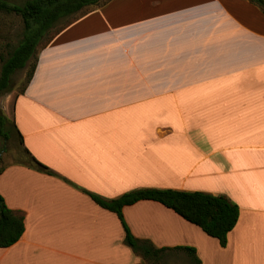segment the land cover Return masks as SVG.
Returning <instances> with one entry per match:
<instances>
[{
    "label": "crops",
    "instance_id": "obj_1",
    "mask_svg": "<svg viewBox=\"0 0 264 264\" xmlns=\"http://www.w3.org/2000/svg\"><path fill=\"white\" fill-rule=\"evenodd\" d=\"M28 163L0 195L25 216L0 264H264V12L249 0H110L41 48L23 94L5 96ZM11 107V111H10ZM8 112V113H7ZM144 189L204 192L238 205L226 247L154 201L124 208L149 259L96 204Z\"/></svg>",
    "mask_w": 264,
    "mask_h": 264
},
{
    "label": "trees",
    "instance_id": "obj_2",
    "mask_svg": "<svg viewBox=\"0 0 264 264\" xmlns=\"http://www.w3.org/2000/svg\"><path fill=\"white\" fill-rule=\"evenodd\" d=\"M108 1L110 0H27L20 6L9 3L7 0H0V18L3 14H15L23 23L18 43L7 44L8 51L0 54V96H6L15 90L14 78L20 71L27 72L25 83L19 93L25 92L33 79L39 52L53 36L47 39L46 37L58 25L62 24L55 34L83 15L82 12L87 8L101 7ZM249 1L259 6L264 12V0ZM14 133L22 144L23 139L15 122L0 111V135L5 140H11ZM26 165L38 172L54 175L34 158H30V162ZM4 169H0V175ZM90 196L100 207L118 216L126 233V244L146 259L153 254L160 255L166 250H154L134 237L124 218L123 210L127 206L146 200L158 202L184 220L201 228L208 236L218 239L222 247L227 246L228 235L234 230L240 217L238 205L227 197L204 192L144 189L127 193L116 200H105L93 194ZM25 229V216L9 209L0 195V248H9L18 243ZM187 250L193 255L194 264H200L196 251Z\"/></svg>",
    "mask_w": 264,
    "mask_h": 264
},
{
    "label": "rangeland",
    "instance_id": "obj_3",
    "mask_svg": "<svg viewBox=\"0 0 264 264\" xmlns=\"http://www.w3.org/2000/svg\"><path fill=\"white\" fill-rule=\"evenodd\" d=\"M9 3L14 5H24L27 0H7ZM95 7L87 8L82 12V14L92 10ZM81 15V14H80ZM62 24L58 25L55 30H53L47 37H52L55 32L60 28ZM23 30V23L19 16L15 14L2 15L0 18V54L6 53L8 51L7 44H17L21 38ZM1 68V67H0ZM26 71H20L14 78L15 91L19 92L22 85L26 80ZM4 100L5 96H0V111L6 114L4 111ZM10 107V111H11ZM8 113V112H7ZM11 140H5L3 136L0 135V169L13 164L29 163L30 158L22 149L19 139L16 133L12 135ZM157 263L153 262L151 264H189L186 261V257L182 253H171L168 255H160L157 258Z\"/></svg>",
    "mask_w": 264,
    "mask_h": 264
}]
</instances>
